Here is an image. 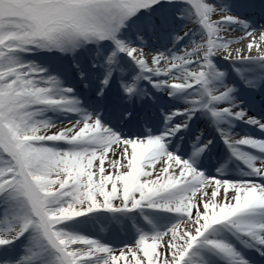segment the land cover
Segmentation results:
<instances>
[{"label": "snow or ice", "instance_id": "1", "mask_svg": "<svg viewBox=\"0 0 264 264\" xmlns=\"http://www.w3.org/2000/svg\"><path fill=\"white\" fill-rule=\"evenodd\" d=\"M262 262L264 0H0V264Z\"/></svg>", "mask_w": 264, "mask_h": 264}, {"label": "bare ground", "instance_id": "2", "mask_svg": "<svg viewBox=\"0 0 264 264\" xmlns=\"http://www.w3.org/2000/svg\"><path fill=\"white\" fill-rule=\"evenodd\" d=\"M204 127V124L203 123H201L200 125H198L197 126V131L199 130V129H202ZM211 129H209L208 130V132H209V134H211ZM233 131L234 132H240L241 134H244V132L245 131H251L250 129H248L247 128V126H243V125H240L239 123H237V126H236V128L235 129H233ZM195 137H194V135L192 136V139H194ZM219 149H221V150H219ZM217 151H223L224 153H225V157L224 158H222L224 161H226V150L225 149H223V145H222V143L220 144V146H219V148L217 149ZM221 159V160H222ZM227 169L229 170V171H231V172H239V171H241V170H243V167L241 166V167H239V168H237L236 167V164L235 163H233V162H227ZM234 169H237V170H234ZM211 171L213 172V173H215V170H213V169H211Z\"/></svg>", "mask_w": 264, "mask_h": 264}, {"label": "rangeland", "instance_id": "3", "mask_svg": "<svg viewBox=\"0 0 264 264\" xmlns=\"http://www.w3.org/2000/svg\"><path fill=\"white\" fill-rule=\"evenodd\" d=\"M165 96H162V99L163 100H167L168 98H164ZM210 167H211V165H210ZM211 168H214V167H211ZM214 169H216V168H214Z\"/></svg>", "mask_w": 264, "mask_h": 264}]
</instances>
